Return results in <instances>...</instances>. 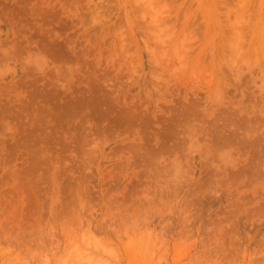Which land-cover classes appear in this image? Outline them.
Masks as SVG:
<instances>
[{
    "label": "rangeland",
    "instance_id": "374dc122",
    "mask_svg": "<svg viewBox=\"0 0 264 264\" xmlns=\"http://www.w3.org/2000/svg\"><path fill=\"white\" fill-rule=\"evenodd\" d=\"M0 264H264V0H0Z\"/></svg>",
    "mask_w": 264,
    "mask_h": 264
},
{
    "label": "bare ground",
    "instance_id": "6f19581e",
    "mask_svg": "<svg viewBox=\"0 0 264 264\" xmlns=\"http://www.w3.org/2000/svg\"><path fill=\"white\" fill-rule=\"evenodd\" d=\"M93 260V259H92Z\"/></svg>",
    "mask_w": 264,
    "mask_h": 264
}]
</instances>
